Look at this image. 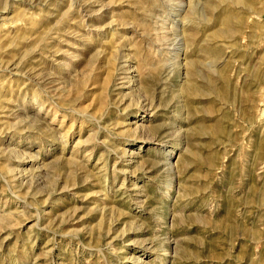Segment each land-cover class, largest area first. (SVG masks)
I'll return each instance as SVG.
<instances>
[{
  "label": "rangeland",
  "instance_id": "rangeland-1",
  "mask_svg": "<svg viewBox=\"0 0 264 264\" xmlns=\"http://www.w3.org/2000/svg\"><path fill=\"white\" fill-rule=\"evenodd\" d=\"M0 264H264V0H0Z\"/></svg>",
  "mask_w": 264,
  "mask_h": 264
}]
</instances>
